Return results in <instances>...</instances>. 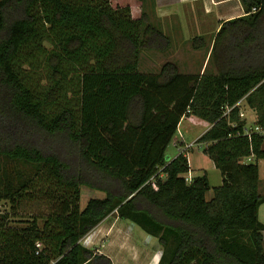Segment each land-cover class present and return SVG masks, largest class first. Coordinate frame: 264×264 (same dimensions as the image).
Segmentation results:
<instances>
[{"label":"trees","instance_id":"obj_1","mask_svg":"<svg viewBox=\"0 0 264 264\" xmlns=\"http://www.w3.org/2000/svg\"><path fill=\"white\" fill-rule=\"evenodd\" d=\"M113 1L0 0V264H114L82 242L110 215L157 237L159 264H264V135L245 132L238 104L264 124V0H241L215 37L217 72L202 74L142 71L171 37ZM189 112L212 124L197 140L223 176L210 199L187 150L166 158ZM84 185L105 197L82 207ZM29 200L52 211L13 224Z\"/></svg>","mask_w":264,"mask_h":264},{"label":"rangeland","instance_id":"obj_2","mask_svg":"<svg viewBox=\"0 0 264 264\" xmlns=\"http://www.w3.org/2000/svg\"><path fill=\"white\" fill-rule=\"evenodd\" d=\"M157 1H166V4L169 5L168 8L171 9L178 8L177 13L184 15V21H186V25H185L186 34L185 33L184 34L187 35L186 37H193L197 35V33L199 32L197 26L201 25L200 32L201 34H203V38L205 39V40L203 39L204 45H200V43L197 41L198 38L201 39V37L198 36H196L194 42L192 39H181V40L178 39L176 40V38L174 39L171 36L172 34L169 30L170 28L168 29V25L170 26L171 23L170 22L171 18L167 17L165 18L166 21L165 20L164 22L162 21V25H163L162 27H159V25L156 26L161 28L171 37V45L168 47V49H165L163 51L158 49L145 50L141 55L140 69L142 71L158 72L160 71L162 65L165 62L172 61L177 64L180 71H192L196 73L200 72L202 70L203 61L206 59L207 52L208 49L210 48L213 38L214 36L216 37L217 35L216 29L218 26V22L213 18L214 16H216L215 13L205 18L203 16L204 12L201 9V3L199 1L195 2L194 6L191 5L189 2L180 3L181 0H157ZM113 4L131 5L133 9V13L136 16H140L143 10L145 11L147 10L149 16L151 17L152 8H153L152 0H147V3L144 5V7L142 6V2L140 0H114ZM228 5L229 4L227 3L223 4V7H225V9H228L229 8ZM235 9H236L235 7L229 8V13H234L236 11ZM198 43L200 46H196V44ZM178 48L182 49L183 52L182 51L176 52L179 50ZM213 57L214 58L212 59L211 63L208 66V70L210 71L215 68L216 55L214 54ZM24 67L30 69V66L28 64H26ZM241 105L243 107L241 111L244 112L245 117L246 115H248L247 124L248 126H251L252 124L250 122H252V119L254 118L253 112L250 111L251 108L248 106L245 100L244 102L243 101L241 102ZM187 115L188 116L190 115V117L189 118L187 117L186 120H184L182 124H180V129L176 133L175 138L179 136L180 131L184 129L185 132L187 131L185 134L187 142L192 144L195 143L194 139L198 136V134H200L206 129L208 123L206 120L199 118L198 116H197L198 118L195 117V115L190 112ZM255 115L257 116V114ZM190 144L186 146L192 147L190 146ZM187 147H182L181 145L177 146L172 141V143H170V145L168 146L166 152V158L168 160H171L175 155H177L180 152V150L181 151L185 150ZM198 147H200V145H198ZM191 162L194 166H196L195 164H197V162L195 160ZM13 167L14 168L18 167L24 170H29L31 168L29 165H24L21 163H11L10 168ZM201 172L202 171H198L197 173H201ZM209 174L211 178L210 182L212 185V189L207 193L208 199H210L211 196H213L214 194L213 187L218 186V184H220L221 181L219 179L220 177H222L221 171L215 168L211 169ZM192 177L193 176L190 174L191 179ZM261 191L264 192V186H262ZM105 195L106 193L104 191L93 189L87 185H84L81 190V206L84 207L90 198L93 197L101 198V197H105ZM52 207L53 205L51 203L43 200L24 201L22 202L21 209L18 211L19 214L17 216L12 217L13 224H22L24 222L30 221L33 216L47 215L52 211ZM10 210H11V205L7 201L0 199V213L8 212ZM262 219L264 220V215H262ZM39 222L40 224H43L44 222L43 218L39 219ZM108 222L111 223L113 226L121 227L123 231L129 233V235H127L129 237L127 246L130 248L131 252L130 251L122 252L120 255L121 261H123L125 264H159L160 258L163 253V247L159 243L157 237L148 234L143 228H141L136 223L130 220L120 219L114 215H110L108 217L107 223ZM92 233L90 232L88 234L89 236L86 235L82 239V242L86 244L88 247H91L96 251L101 252V250L104 249V246H106L109 237H106L103 241L97 242L95 244L94 243L90 244L91 243L90 236L92 235ZM113 240H111V242L109 243L108 253H110V255L115 259L114 256L115 248L112 247ZM135 254L139 257V260L133 259Z\"/></svg>","mask_w":264,"mask_h":264},{"label":"crops","instance_id":"obj_3","mask_svg":"<svg viewBox=\"0 0 264 264\" xmlns=\"http://www.w3.org/2000/svg\"><path fill=\"white\" fill-rule=\"evenodd\" d=\"M152 1H153V8H152L151 17L149 16L148 11L146 10L151 23H153L154 25H159V27H162L163 26L162 25V21L164 22L165 18L169 17V18H171V21H170L171 23H170V26L168 25V29L170 28L169 30H170V32L172 34L171 36L174 39L175 38H176V40L177 39L178 40H181V39H192L193 42H194V39L196 38V36H198V37H201V39L198 38L197 41L200 43V45H204L203 34H201V32H200V26L201 25L197 26L198 31L200 33L198 32L197 35H195L193 37H186L187 36V35H185L186 34L185 33L186 21H184V15H181V14L177 13L178 8L177 9L168 8L169 5L166 4V1H157V0H152ZM197 1H199L201 3V9L204 12L203 16L205 18H207V16H211L213 13H215L216 16H214L213 18L218 22V26H217V29H216V34L218 33V31H219V29L222 26L224 21H227L229 19L245 15V9H244V7L242 5L241 0H181L180 3L189 2L191 5L194 6L195 2H197ZM146 3H147V0H146ZM226 3L229 4L228 5L229 8L235 7L236 11L234 13H229V8L225 9V7H223V4H226ZM190 9H191V6H190ZM161 17H162V19H161ZM198 24H199V22H198ZM174 32H177V33H174ZM173 33H174V36H173ZM214 42H215V36H214L213 41H212V43L210 45V48L208 49L206 59L203 61L202 70L200 72H198V73L202 74V73L208 71V66L211 63V56H212V52H213ZM197 50H199V49H197ZM181 51L183 52L182 49H179L176 52H181ZM217 70H218V67L215 65V68L212 69L211 72H217ZM182 72L196 73V72H192V71H182ZM250 111L253 112V117L254 118L252 119V122H250L251 124H253L254 122H256L257 116L255 115L256 113H255L254 109H251ZM187 117L189 118L190 115L189 116L188 115L184 116L182 118L180 124H182V122L184 120H186ZM195 117H197V116H195ZM246 117H247V120H248V115H246ZM207 123H208L207 124L208 126L206 127V129L203 132H201L200 134H198V136L194 139V142H195L194 145H192V147L186 148L185 150H187L186 153H187V156L189 158V163H190V167H191L189 173L193 177L198 176V175H202L204 173H207L208 176H209V179H211L210 178V174H209L210 170L214 169V168L215 169H218V168L216 167L214 161L206 153H204V151L202 149V143L197 142L198 138L212 126V124L209 123L208 121H207ZM180 124H179L178 130L180 129ZM181 129H182V126H181ZM186 132L184 131V129L181 130L180 133H179V136H177L176 138L174 137V140H173L174 144H176L177 146L181 145L182 147H187L186 145H188L190 143L187 142V140H186V136H185ZM198 145H200V147H198ZM182 151H184V150H182ZM182 151L180 150L179 153H181ZM192 151H194V152H192ZM177 155H175V156H177ZM193 160H195L197 162V164H195L196 166H194L192 164L191 161H193ZM198 171H202V172L201 173H197ZM259 175H260L259 191L261 193H264V192L261 191L262 186H264V158H261L259 160ZM219 180L221 181L220 184H222L223 176L220 177ZM220 184H218V185H220ZM262 215H264V203L261 204L260 208H259V219L264 223V220L262 219ZM107 220H108V218H106L103 222H101L92 231L94 232L95 229H97L98 227H100V226H102L104 224H107V225H104L105 226L104 228H107L108 232L112 231L113 234H118L123 242H125L126 240L129 241L128 240L129 237L127 236V235H129V233L123 231V229L121 227L113 226L109 222L107 223ZM121 230L123 231V233H122ZM92 231H91V233H92ZM108 232L106 231V233L103 234L100 238L99 237H94V239L91 240V242L92 241L93 242L90 243V244H93V243L95 244L97 242L103 241L106 237H109L106 246H104V249L103 250L100 249V250H101L102 253L108 255L112 259L114 264H117L115 259L110 255V253H108L109 243L111 242V240H113V236L111 235V233H108ZM124 237H126V238H124ZM119 264H125V263L123 261H121Z\"/></svg>","mask_w":264,"mask_h":264},{"label":"bare ground","instance_id":"obj_4","mask_svg":"<svg viewBox=\"0 0 264 264\" xmlns=\"http://www.w3.org/2000/svg\"><path fill=\"white\" fill-rule=\"evenodd\" d=\"M105 226L102 225L100 227H98L97 229H95V231L93 232V234L90 236V240L94 239V237H101L103 234L106 233V231L108 232L107 228H104ZM119 230V229H118ZM117 230V231H118ZM108 233H111V235L113 236L114 240H113V243H112V247L115 248V253H114V256H115V259L117 261V263L119 264L121 262V259H120V255L122 252H129L130 251V248L127 246V243L128 241L126 240L125 242H123L120 238V236L118 234H113L112 231L108 232ZM123 233V231H122ZM124 235V234H123ZM89 236V235H88ZM126 238V237H124ZM93 242V241H92ZM91 242V243H92ZM131 252V251H130ZM133 256V255H132ZM133 259H136V260H139V257L135 254L134 258Z\"/></svg>","mask_w":264,"mask_h":264},{"label":"built area","instance_id":"obj_5","mask_svg":"<svg viewBox=\"0 0 264 264\" xmlns=\"http://www.w3.org/2000/svg\"><path fill=\"white\" fill-rule=\"evenodd\" d=\"M238 104L240 105L241 102L238 103ZM230 110H231V108H228V109H227V112H229ZM240 115H241L242 117H245V114H244L243 111H241ZM245 132H246V133L258 132V133H261V134L264 135V124L262 125V124H259V123H253L251 126H247V128L245 129ZM192 145H194V143L190 144V146H192ZM187 146H188V145H187ZM187 148H188V147H187ZM253 159H254V156H253V155L247 157V160H248V161H251V160H253ZM187 178H188L189 180H191V178H190V173L187 174ZM37 245L40 247V246H41V243L39 242V243H37Z\"/></svg>","mask_w":264,"mask_h":264}]
</instances>
